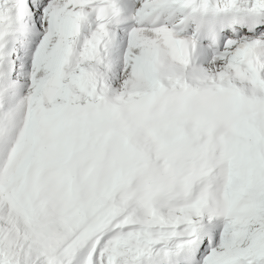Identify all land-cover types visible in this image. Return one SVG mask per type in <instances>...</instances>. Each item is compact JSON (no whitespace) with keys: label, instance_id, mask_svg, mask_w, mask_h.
Segmentation results:
<instances>
[{"label":"snow or ice","instance_id":"snow-or-ice-1","mask_svg":"<svg viewBox=\"0 0 264 264\" xmlns=\"http://www.w3.org/2000/svg\"><path fill=\"white\" fill-rule=\"evenodd\" d=\"M0 264H264V0H0Z\"/></svg>","mask_w":264,"mask_h":264}]
</instances>
